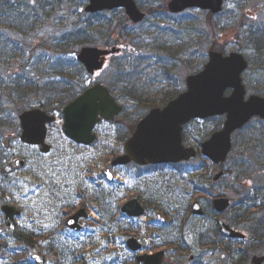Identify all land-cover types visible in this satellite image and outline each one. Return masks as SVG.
<instances>
[{"label": "rangeland", "instance_id": "1", "mask_svg": "<svg viewBox=\"0 0 264 264\" xmlns=\"http://www.w3.org/2000/svg\"><path fill=\"white\" fill-rule=\"evenodd\" d=\"M47 1L54 5L53 0H34L29 11L41 9L33 17V20L37 19L38 27L17 38L28 56L35 47L38 61L53 57L54 54L49 52L44 58L43 47H48L46 43L68 29L62 31L63 26L70 25L69 18L78 21L84 17L88 3L87 0H57L55 5L59 2L60 6L53 11L55 5H48ZM137 1L149 14L142 24H130L123 18L122 9L93 19L98 25L94 30L105 29L110 20L120 26L126 25L130 39H140L132 41L134 46L142 41L145 47H137L136 53L125 49L120 57L109 59L108 67L100 72V76L82 79L86 86L98 82L112 84L115 96L124 105V111L116 120H103L98 124V139L94 144L84 146L70 140L62 130L60 114L50 125L48 142L52 151L63 148L60 159L68 170L67 181L57 185L56 194L45 196L48 189L44 187L38 195L29 193L28 200L22 196L27 188L41 185L29 164L39 171L41 161L55 162L52 151L42 154L37 147L26 145L19 138L6 142L8 136L20 133V111L38 106L39 97L24 98L15 94L12 96L14 99H10L5 87L0 90V142L12 150L7 162L0 163V203H10L22 210L17 218L18 232L31 238L32 245L36 244L46 254L47 264H137L139 253L130 249L128 240L131 237L141 239L147 233L151 237L148 251L165 250L178 263L193 254L197 259L195 264H248L254 252H263L264 236L255 247L251 245L252 241L251 244L230 243L221 236L218 219L226 217L234 227L247 232L254 225L260 226L257 222L264 219L262 120H253L234 135L233 151L222 165L226 175L216 183L213 173L219 166L202 154L201 143L222 127L225 117L196 120L187 127L185 142L199 151L198 157L191 161L161 167H140L134 163L119 165L113 170V182L107 179L104 170L124 153L125 140L131 136L138 121L151 108L163 106L172 96L184 91L186 77L203 67L208 60V52L213 48L226 53H244L250 62L244 75L246 86L250 93L264 94V48L260 49L261 52L257 49L251 34V29L255 31L264 25V0H226L224 12L213 17L198 9L171 15L164 8L169 0ZM97 45L105 47L104 43ZM125 56L127 60L121 58ZM23 62L21 59L20 62L19 59L12 60L16 67L1 68L0 77L6 82L11 75L16 77L17 72H22L18 65ZM119 62L128 65V78L116 74L115 64L119 65ZM42 69L46 72L45 68ZM120 79L129 83L117 84ZM47 95L41 93L44 103L52 99ZM17 158L25 159L26 167L12 171L9 177L4 178L1 169L11 168V163ZM4 159L3 152H0V160ZM74 171L78 175L73 176ZM13 180L17 183L13 184ZM10 193L18 199L11 198ZM219 196L228 197L233 203L223 215H218L213 206V200ZM133 198H138L146 207L147 213L141 218L128 217L121 210ZM196 201L206 212L204 216L194 214ZM81 208L89 213V217L82 220V230L68 228L67 218ZM159 213L161 221L158 220ZM258 229L253 231L258 232ZM250 234L254 239L252 231ZM0 242L4 244L0 264H35L30 245H24L9 234L1 211Z\"/></svg>", "mask_w": 264, "mask_h": 264}, {"label": "water", "instance_id": "2", "mask_svg": "<svg viewBox=\"0 0 264 264\" xmlns=\"http://www.w3.org/2000/svg\"><path fill=\"white\" fill-rule=\"evenodd\" d=\"M88 5L85 10L88 13H98L111 11L118 8H123L129 18L139 23L143 21L146 14L140 10L135 0H88ZM225 0H171L168 7L173 13H180L189 8H198L201 10L211 11L214 14H219L223 11ZM120 49L113 47L112 49H103L94 46L83 47L77 59L87 69L88 73L95 74L96 71L104 68L106 59L109 55L119 52ZM248 68V62L243 54L232 52L229 55H224L219 51L210 53L209 62L200 72L189 75L186 79L187 90L181 93L178 97L171 100L163 108H153L137 125V129L133 136L125 143V154L113 160L105 169L104 174L109 181L114 178L112 169L118 165H126L131 162L137 164H164L177 163L182 160H189L197 156V150L190 146L186 147L183 142V126L193 119H206L217 115H227L225 125L222 130L213 134V136L202 144L203 153L216 164L224 163L229 153L232 150V134L245 126L252 117L260 116L264 119V110L257 108L254 114L248 113L237 107H228L221 104L217 100V94L220 92L223 85L228 87L223 89V98L228 99L232 95H243L246 99V88L243 84L242 74ZM226 70V71H225ZM228 89H233L230 96H226L225 92ZM107 95L113 100V108L106 112H97L95 122L89 120V125L86 130L81 127L73 126L66 130V121L63 125L65 134L73 141L90 145L97 135L94 130L97 124L102 120L113 121L123 111V106L118 103L110 90L102 84H96L89 87L78 96L74 101L66 105L62 109V113L69 110L78 100L88 97L89 103L98 96ZM258 98H262L258 96ZM33 113H39L44 118L45 135L40 137L29 131L30 125L27 122V117ZM23 132L21 139L23 142L31 145H40L42 152H50L51 146L46 143L47 124L55 120L54 116L49 115L41 108H34L24 111L20 115ZM17 161L19 163H17ZM15 161L14 168H22L25 162L21 159ZM108 173L111 174L109 179ZM224 175L223 170H219L214 174V180H219ZM216 209L222 213L230 206V199L220 198L215 200ZM2 211L6 214V224L13 235L16 232L15 216L21 212L11 205L1 206ZM122 211L131 217H141L145 213V208L138 199H132L127 202ZM194 211L202 214L200 203H195ZM85 209H81L75 215L70 216L67 220V225L74 230H81L79 219L87 217ZM71 221V223H69ZM222 233L231 238H245V235L232 229L226 219L220 220ZM131 249L137 251L143 246L146 248L148 242L145 239L143 244L138 243L135 238L128 241ZM33 258L37 264H45L46 257L35 246L32 247ZM164 251L153 255L143 254L138 258L139 264H164L168 262L164 259ZM264 256H255L251 264H262ZM188 264V262L186 263Z\"/></svg>", "mask_w": 264, "mask_h": 264}, {"label": "trees", "instance_id": "3", "mask_svg": "<svg viewBox=\"0 0 264 264\" xmlns=\"http://www.w3.org/2000/svg\"><path fill=\"white\" fill-rule=\"evenodd\" d=\"M36 2L38 3V1ZM56 2L57 0H53L54 5ZM47 4L52 5L49 1H47ZM33 5L34 0H0V70L1 68L11 69L16 67V63H11L12 60L19 59L20 62L21 59L25 61L22 64L20 63L21 65H18V68L21 67L22 69L21 73H26L22 77L20 76V72L15 74L16 77H12L11 75V79L8 80V82L0 77V90L5 87L7 91L6 94L10 99H12L15 94H21L25 96L24 98L28 96L39 97L37 102L43 107L60 110L66 103L73 100L86 88L82 80L87 76L86 71L74 56L80 47L98 43H104L106 46L123 45V49L129 48V51L132 50L136 53L137 49L135 47L132 49L130 43L132 44L139 38L135 37V39H130L131 34L127 32L128 29L126 25L120 26L110 20L107 22V27H105V29L94 30L98 25H95L93 19L105 16V14L89 15L83 13L84 17L78 21H72V19L69 18L68 23H70V25L62 27V31L66 28L68 29L62 33L61 36L53 37L50 43L44 41L48 44V47H43L45 50V53H43L45 55H43V57L45 58L46 53L49 52L54 55L53 57L51 56L50 59L48 57V60H43L41 58L42 61H38L40 59L39 56L34 53L35 47L28 56L25 47L17 42V38L20 35H27L33 32L34 28L38 27V25H36L37 19L33 20V17H36L35 15L40 8L33 9L31 13L29 8ZM58 6H60L59 2L55 5L53 11H56ZM122 16L129 22L125 14H122ZM209 17H213V15L209 14ZM3 27H5V29H3ZM251 34L255 38V44L257 43L256 45L261 47V44H264V31L260 30L255 32L251 29ZM143 44L142 41L138 42L137 47L141 48ZM36 52L38 51L36 50ZM118 57H120V55L116 56V58ZM121 58H126V56ZM31 61L33 63H31ZM42 64H45V67H42ZM127 66L128 65L126 63L123 64V62H119V65L116 63V74L120 75L121 78L129 77L130 74L127 73ZM42 68H45L46 72ZM36 80L39 82H36ZM42 82L45 83L41 85ZM119 83L124 85L129 82L125 79L122 81L120 79L117 84ZM105 85L114 92L112 84ZM33 87L35 90H33ZM43 92L48 94L47 96L52 97V99H48L47 103L42 101L41 93ZM173 97L175 96H172V98ZM18 238H21V242L26 246L32 244V239L23 237L22 234H19Z\"/></svg>", "mask_w": 264, "mask_h": 264}, {"label": "snow or ice", "instance_id": "4", "mask_svg": "<svg viewBox=\"0 0 264 264\" xmlns=\"http://www.w3.org/2000/svg\"><path fill=\"white\" fill-rule=\"evenodd\" d=\"M229 7H233L232 4H229ZM252 19H258V17H252ZM108 65H104V68H107ZM226 71V70H225ZM96 76H100L101 73L97 71L95 73ZM86 79V77H85ZM228 87V85H223L220 92L217 94V100L228 107H237L239 109L245 110L248 115H252L255 113L257 108L264 110V98H258L257 94L252 93L248 95V98L245 99L243 95L236 96L232 95L228 99L223 98V89ZM264 97V94H262ZM113 100L108 98L107 95H101L96 97L91 104L89 103L88 97H84L78 100L75 104H73L67 112L64 113V120L66 121V130L68 128H72L74 125L83 128L86 130V126L89 125V120L91 119L95 122V117L97 112L106 113L113 108ZM264 114V112H262ZM57 115L59 113L57 112ZM27 122L30 125L29 131L34 134L43 137L45 135L44 129V118L39 113H33L31 116L27 117ZM11 149L2 142H0V152H3L5 157L4 160H0V163H6V158L11 154ZM63 152V148L61 147L59 150L53 149L52 155L56 157L55 162L53 161H41L39 166V171L36 168H33L31 164H29V169L34 172L38 179L41 181V185L33 186L31 188H27V190L23 191L22 196L25 200H28L29 193L32 195H38L39 192L43 191L44 187H47L48 191L45 192V196L49 193L56 194L58 192L57 185H62L68 179V170L67 167L60 156ZM47 154V150H46ZM71 159V157H69ZM17 163H19L17 161ZM59 165V167H57ZM5 172H12L11 168L5 169ZM78 175V172H73V176ZM109 179L111 178V174L108 173ZM13 184H16L17 181L13 180ZM211 195V193H209ZM10 197L13 199H18L15 194L10 193ZM42 199V198H41ZM27 208V206H26ZM71 223V221H69ZM47 227V225H45ZM80 239H83L81 236ZM99 251V250H97Z\"/></svg>", "mask_w": 264, "mask_h": 264}, {"label": "flooded vegetation", "instance_id": "5", "mask_svg": "<svg viewBox=\"0 0 264 264\" xmlns=\"http://www.w3.org/2000/svg\"><path fill=\"white\" fill-rule=\"evenodd\" d=\"M261 48L263 49L264 47H261ZM181 164H182V163H181ZM158 167H161V166H158ZM86 210H87V209H86ZM81 223H82V222H81ZM82 226H83V225H82ZM245 233H246V232H245ZM247 234H248V233H247ZM250 241H251L250 236H248L247 239L242 240L241 242H245V243L251 244ZM229 242H230V243H234V242H236V240L230 239ZM252 242H254V241L252 240ZM239 245H241V244H239ZM252 245L255 247V246L258 245V243H253ZM241 252H242V251H241ZM255 254H258V253H256V252L253 253V255H255ZM253 255H252V257H253ZM252 257H251V260H252ZM251 260H250V261H251ZM196 262H197V259L195 258V260L193 261L192 264H195Z\"/></svg>", "mask_w": 264, "mask_h": 264}]
</instances>
